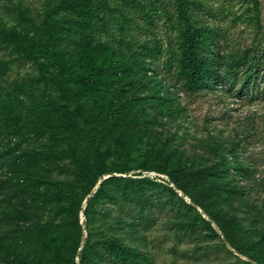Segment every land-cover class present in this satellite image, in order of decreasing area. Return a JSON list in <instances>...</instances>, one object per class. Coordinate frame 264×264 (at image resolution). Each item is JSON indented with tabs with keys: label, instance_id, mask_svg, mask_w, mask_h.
<instances>
[{
	"label": "rangeland",
	"instance_id": "1",
	"mask_svg": "<svg viewBox=\"0 0 264 264\" xmlns=\"http://www.w3.org/2000/svg\"><path fill=\"white\" fill-rule=\"evenodd\" d=\"M190 1L194 22L202 28L205 52L216 56L217 64H224L231 50L253 44L259 24L264 28V0ZM176 3L0 0V24L17 30L22 42L32 45L39 60L22 58L13 44L0 39V107L5 109L0 110V152L5 147L3 131L22 134L50 121L54 113L80 126L89 118L106 116L114 106L113 88L122 84L111 70L121 65L137 69L143 64L147 75L139 76L134 94L144 99L148 129L131 138L116 134L113 143L109 140L100 147L93 154L98 152L93 179L99 180L98 184L108 176L134 178L142 183L151 179L155 193L167 199L171 188L169 177L159 170V155L172 157L176 164L193 171L211 170L220 188L218 202L224 212L240 223L251 241L264 242V93L251 91L253 95L247 100L246 93L232 92L220 83L210 84L196 94L185 92L174 72L182 61ZM216 46L222 50L214 53ZM61 78L69 79L66 86L78 95V102L69 103L61 97L54 83ZM75 78H86L92 84L85 87ZM53 101L61 105H49ZM106 130L97 125L93 134L97 137ZM53 133L19 144L6 160H0V207L11 213L0 218V264H8L12 257L9 246L14 249L20 241L14 233L22 220V214L16 212L19 198L4 182L14 175L13 170L17 176L35 172L53 183L75 182L79 177L80 164L66 156L70 153L68 138ZM40 143L52 147L58 158L48 160L42 152L29 150ZM106 169L112 173L100 176ZM235 187L245 192H235ZM40 193L43 204L37 213L40 231L46 234L48 223L57 222L55 211L60 196L57 194L55 202L46 204ZM179 194L191 204L189 198ZM85 208L86 202L79 214L83 232ZM196 209L210 221L201 209ZM169 219L175 220L171 212L155 209L149 219L154 224L142 236L132 231L115 234L127 245L137 246L147 257L146 264H264L231 247V252L219 248L220 239H224L221 234V238L207 232L190 236L168 225ZM262 245L260 253H264Z\"/></svg>",
	"mask_w": 264,
	"mask_h": 264
},
{
	"label": "trees",
	"instance_id": "2",
	"mask_svg": "<svg viewBox=\"0 0 264 264\" xmlns=\"http://www.w3.org/2000/svg\"><path fill=\"white\" fill-rule=\"evenodd\" d=\"M256 5H259V1H256ZM190 8V0H177L176 12L182 34V61L177 68L171 67L185 92L196 94L207 86L220 83L232 92L246 93L247 100L253 95H250L251 91L264 93V28L259 24L253 44L231 50L230 55H226L225 63L217 64L216 56L205 52L202 28L194 22ZM0 39L13 44L22 58L39 61L32 45L24 44L17 30L7 29L0 24ZM213 49L214 53L216 49L218 52L222 50L220 46ZM138 67L134 69L121 65L111 70L122 84L113 88L111 97L114 106L104 117L89 118L80 126L73 119L63 120L59 114L54 113L50 121L30 127L22 134L17 135L9 130L2 132L5 139V147L0 152L2 161L19 144L37 140L51 131L61 139L68 138L70 153L66 156L76 160L81 166L75 182L53 183L49 177L35 172L17 176L15 170L14 175L12 173L4 181L6 186L17 193L19 199L16 212L22 214L21 223L14 230L20 241L14 249L13 245L9 246L12 257L8 264H146L147 257L144 253L137 246L127 245L115 231H132L142 236L154 224L149 219L154 215L155 209L159 208L171 212L175 220L169 219L167 224L173 226V229L183 230L190 236H198L203 232L218 238L222 235L224 239H220L221 243L217 245L219 248L231 247L256 262L264 263V253H260L264 242L251 241L240 223L224 212L218 202L220 188L211 170L193 171L176 164L172 157L159 155L162 162L159 170L169 177V198L155 193V189H152L155 182L151 179L149 183H142L134 178L111 176L103 179L96 188L99 180L93 179L92 169L98 149L109 140L113 143L116 134L131 138L133 135L144 134L148 129L144 99L134 94L139 76H146L147 69L143 64ZM68 80L55 79L54 83L64 100L69 103L78 102V95L66 86ZM74 80L85 87L92 84L86 78ZM49 105L61 104L53 101ZM0 110L5 109L1 106ZM97 125L104 126L107 130L96 137L93 130ZM29 150L32 153L42 152L48 160L58 158V153L45 143L37 144ZM98 160L99 158L97 162ZM109 173L112 171L106 169L100 176ZM234 190L245 192L238 187ZM41 191L46 204L55 202L57 194L60 196L55 211L57 222L48 223L46 228L49 231L46 234L40 231V215L37 213L43 204L39 198ZM180 192L191 200V204L186 203ZM87 198L84 210L86 232H83L79 214ZM195 208L201 209L210 221H206L203 214ZM10 214L6 207H0V218H7ZM79 250L80 253L77 254ZM228 252L231 251L228 249Z\"/></svg>",
	"mask_w": 264,
	"mask_h": 264
},
{
	"label": "water",
	"instance_id": "3",
	"mask_svg": "<svg viewBox=\"0 0 264 264\" xmlns=\"http://www.w3.org/2000/svg\"><path fill=\"white\" fill-rule=\"evenodd\" d=\"M108 177H110V176H108ZM108 177H105V178H108ZM100 183H101V182H100ZM100 183H99V184H100ZM99 184H98V185H99ZM180 193L183 194L182 192H180ZM87 200H88V198L86 199L85 202H87ZM209 219H210V218H209ZM214 224H215V223H214ZM215 225H216V224H215Z\"/></svg>",
	"mask_w": 264,
	"mask_h": 264
}]
</instances>
